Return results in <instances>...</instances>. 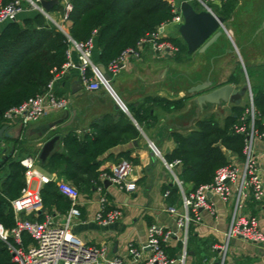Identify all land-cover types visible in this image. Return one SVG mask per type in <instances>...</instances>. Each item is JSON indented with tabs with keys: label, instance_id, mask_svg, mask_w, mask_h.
<instances>
[{
	"label": "crops",
	"instance_id": "1",
	"mask_svg": "<svg viewBox=\"0 0 264 264\" xmlns=\"http://www.w3.org/2000/svg\"><path fill=\"white\" fill-rule=\"evenodd\" d=\"M165 1L169 2L173 8L177 7L182 0ZM235 5V10H237L242 5L241 0L238 2L236 0ZM35 11L21 0V11L15 22L20 23L24 19L32 18ZM212 13L216 15L214 12ZM237 13L230 22L234 21L231 22L234 26L238 24L241 33L239 32L235 36L232 29L224 28L226 31L224 35L233 50L225 51L215 60L214 65L216 66L213 68L220 67L219 70L223 71L220 77L223 80L212 85L209 90L225 84H229L235 89L243 86L242 78L238 77L240 71L237 63L244 66V62H246L253 72L252 75L264 73V32H262V28L258 29L251 25L253 21L250 15ZM46 14L50 21L44 18L49 23L54 26L59 24L60 11H49ZM3 26L4 24H0V31ZM68 26L67 22L65 24L66 33ZM176 28L173 25L164 26L160 37L167 41L168 39H178L183 44ZM220 36L210 47L208 46L209 48L207 47L208 49L206 48L207 50L203 51L204 54L218 44ZM234 38L237 40V45ZM68 51V59L74 67L68 69L52 84L54 95L66 99V107L56 112L47 113L39 120L24 126L17 119L2 121L1 126H6V129L3 132L4 136L0 138V149L3 152L8 151L12 141H17L24 150L30 153L29 155L24 153L22 156H36L41 144L48 137L58 135L59 140L53 153H62V140L67 134L72 133L77 139H80L84 134L89 133L92 124L102 126L100 122L106 116H109L112 124H115L119 120L118 112H120L133 126L137 136L116 144L96 158L95 162L98 163L97 179L90 181L87 189H78L79 216L71 220L72 234L86 246L104 247L106 257L127 259L126 245L140 247L145 242L147 228L150 225H157L164 232L170 233L162 243V247L165 255L175 260L174 264H220L221 252L219 248L224 244L223 235L229 222L231 202H222L216 197L209 196L210 210H200L197 213V220L190 214L192 219L185 228H177L175 217L166 212V208L171 206L175 208L176 213L183 214L181 192L176 186V181L181 183L184 194L189 193V185L182 184L179 180V165L168 170L163 162L174 161L166 162L165 160L175 147L172 134L184 136L192 130L196 120L206 117L207 114H213L212 112L217 107L227 109L228 114L232 105L224 103L219 105L198 104L196 95L188 93L189 88L198 83L190 82L184 87L176 80L170 82V57H158L152 53L148 45H145L140 49L139 58L123 57L121 70L115 76H109V87L125 109L123 110L103 89L85 90L79 81L76 52L73 48H69ZM194 53L190 55L192 56ZM198 53L202 54V52ZM229 55L232 56V59H227L229 62L224 61L223 58ZM90 61L96 67L101 66L98 63L97 48L94 44ZM85 74L87 77L91 76L89 71H86ZM255 75L252 77V84L256 90H261L259 87L261 85L257 80L258 76ZM262 88L264 89V86ZM158 100L168 103L180 101V104L173 108L170 105L159 103ZM242 100L243 98L239 106ZM144 111L148 115H144ZM134 114L141 118L140 123L135 120ZM222 118L218 120L221 121ZM53 122H57V124L45 131L44 134L40 133L44 127L53 124ZM150 144L156 154L152 152ZM252 149L261 170L264 185V139H255ZM121 160L128 161L132 165L129 180L134 184V189L131 192L120 191L109 184L104 185L103 181L99 179L100 171H106L109 166ZM38 165V170L48 174L50 179H62L59 170H49L42 167L43 165H40L39 162ZM98 187L99 191L96 189ZM173 187H176L177 193L168 194L166 198H162V193L165 190L169 192ZM101 197L104 198L105 212L116 210L120 214L117 220L105 226H101L93 219L99 209ZM43 212L50 214L54 222L62 223L66 211L58 213L53 210L50 212L43 210ZM37 215L22 213L19 214V218L25 219L30 216L34 220ZM238 215L242 219L254 218L257 228L264 235V199L258 205L246 201ZM222 264H264V244L244 241L237 237L231 238L226 244Z\"/></svg>",
	"mask_w": 264,
	"mask_h": 264
},
{
	"label": "trees",
	"instance_id": "2",
	"mask_svg": "<svg viewBox=\"0 0 264 264\" xmlns=\"http://www.w3.org/2000/svg\"><path fill=\"white\" fill-rule=\"evenodd\" d=\"M10 0H0L5 5ZM48 1V0H46ZM71 11L67 15V35L49 23L42 14L35 11L30 19L20 23H5L0 31V127L3 113L16 107L26 99L42 92L50 79V71L58 69L66 61L67 37L74 42L91 39L97 48L98 63L105 67L115 60L122 51L135 48L136 43L168 22L172 8L165 0H70ZM223 11L217 16L227 18L228 10L236 0H223ZM192 6L195 2H189ZM193 7V6H192ZM194 8V7H193ZM51 11H60V5H53ZM98 32V34H96ZM176 48L177 55L185 54V47L176 39H168ZM252 94V93H251ZM252 104L256 114L253 128L261 132L264 121V89L256 90ZM159 103L170 107L178 102ZM153 102V100H152ZM245 106H231L221 121L214 114L195 121L194 127L186 135L172 134L175 147L165 158L166 162L177 160L178 175L182 184L189 185V192L211 182L214 172L227 164V158H242L243 133L233 127L243 125L247 129L248 118ZM144 115H148L146 111ZM119 120L112 124L106 116L98 124H92L89 133L77 139L72 133L62 140V153H52L42 166L49 170H59L63 180L78 189H87L89 182L98 176L96 158L118 143L137 136L133 126L118 112ZM140 123L141 118L134 114ZM106 122V124H105ZM29 155L22 145L12 141L8 151L0 149V226L9 230L14 225L9 205L23 188V168L19 161ZM177 193L176 187L168 192ZM42 210L63 213L69 202L56 190L55 184L48 182L38 191ZM26 220L32 218L27 216ZM37 221L42 220L38 214ZM8 243H12L10 239ZM27 235H21L23 246L29 244ZM0 264H15L11 261L5 244L0 241Z\"/></svg>",
	"mask_w": 264,
	"mask_h": 264
},
{
	"label": "built area",
	"instance_id": "3",
	"mask_svg": "<svg viewBox=\"0 0 264 264\" xmlns=\"http://www.w3.org/2000/svg\"><path fill=\"white\" fill-rule=\"evenodd\" d=\"M34 10L50 21L49 17L39 6V0H23ZM70 0H57L61 7L59 24L55 27L65 32L67 15L71 11ZM193 1L201 6L200 10H205L213 14L206 3L223 0H185ZM169 3V2H168ZM170 5V4H169ZM172 8V7H171ZM21 11V0H10L5 5H0V24L15 22ZM182 18L176 7L172 8V17L165 24L156 28L145 38L140 39L135 48L126 49L105 67L108 76H115L122 68V59L130 56L139 58L140 49L148 45L152 53L158 57H172L177 52V48L169 41L160 37L162 28L166 25L177 27L181 24ZM68 47L66 50V61L58 68L50 71V79L45 84L42 92L26 99L16 107H11L2 115V121L17 119L23 126L39 120L43 115L62 110L66 107V99L54 95L52 91L53 82L60 78L74 65L69 61V48L76 52L77 69L79 81L87 91L103 89L112 97L109 83L103 81L98 68L91 64L90 58L93 49L91 39L84 42H74L67 37ZM86 71L90 72V77L86 76ZM248 85L247 80L245 81ZM248 100L245 109V116L248 118L247 129L243 125L234 126L237 133H243L242 158H227V164L215 170L211 182L197 187L194 191L184 194L181 183L176 181V186L181 192V208L183 214L176 213L175 208L167 207L166 212L175 217L177 228L183 229L192 218L197 220V213L200 210H210L208 202L209 196L216 197L222 202H231L229 222L224 232V244L219 248L221 252L222 264L226 244L231 238H240L244 241L264 244V235L257 228L254 218L242 219L239 212L246 201L261 204L264 199V185L261 178V170L258 167L252 149L255 139H264V121L261 123L263 130L256 132L253 122L256 114L252 104V96L248 86ZM247 94V93H246ZM152 152L156 154L155 149ZM23 168L24 186L20 190L16 199L9 202L14 225L11 229L5 230L0 226V241H2L8 251L11 261L15 264H174L175 260L167 257L164 253L162 243L168 238L169 232H164L160 226L150 225L146 230V238L143 245L134 247L126 245V257H106L104 247L86 246L82 244L71 232V220L79 216L78 211V191L63 179L52 180L45 172H40L36 156H26L19 161ZM166 169L171 170L179 165L177 160L170 163L163 162ZM132 172L130 162L121 160L108 167L106 171H100L99 179L106 181L109 185L124 192H131L134 184L129 180ZM55 184L57 192L67 199L69 206L64 214L63 222L56 223L50 214L43 212L39 189L46 183ZM98 191L100 188H96ZM168 196V191L162 193V198ZM36 216L42 215V220L20 219L19 214ZM191 214L192 218L189 216ZM116 210L104 211V198L99 199V209L94 214L93 219L101 226L111 224L119 218ZM28 236L30 242L26 246L21 243V235ZM10 239L12 243H8ZM181 261V260H180Z\"/></svg>",
	"mask_w": 264,
	"mask_h": 264
},
{
	"label": "water",
	"instance_id": "4",
	"mask_svg": "<svg viewBox=\"0 0 264 264\" xmlns=\"http://www.w3.org/2000/svg\"><path fill=\"white\" fill-rule=\"evenodd\" d=\"M57 0H39V6L43 12H49L53 5H57ZM176 11L180 13L182 22L176 28V32L185 47L186 54L193 52H203L208 46L215 42L221 35L226 34L223 27V18L214 14H210L205 10H195L188 1H181L176 7ZM67 35L66 32H63ZM98 34V32H96ZM98 71L102 76L104 82L109 83L110 77L105 73L104 67L98 66ZM209 82H203L189 88L188 93L196 95V102L198 104L219 105L220 103L238 106L241 99L248 91L246 82L238 89L233 88L229 84L222 85L218 88L207 90ZM112 98L116 101L121 109L125 110L120 104L119 100L112 93ZM57 122H53L40 133L44 134L45 131L55 126ZM6 126L0 127V138L4 136ZM59 140L58 135L48 137L40 146L37 152V160L40 165H43L46 159L53 153V149ZM151 146V144H150ZM152 147V146H151ZM153 149V147H152ZM104 185H108L103 181Z\"/></svg>",
	"mask_w": 264,
	"mask_h": 264
},
{
	"label": "rangeland",
	"instance_id": "5",
	"mask_svg": "<svg viewBox=\"0 0 264 264\" xmlns=\"http://www.w3.org/2000/svg\"><path fill=\"white\" fill-rule=\"evenodd\" d=\"M170 1V0H169ZM176 2L178 0H175ZM185 1V0H182ZM190 2V1H189ZM238 2V0H237ZM242 5L235 10L236 3L233 5V8L228 10L227 12V18L223 21V27L232 29L235 36L239 32L241 33V30L238 28V24H235V26L230 22V20H233V17L235 13H238L239 15H244L245 13L247 15H250L252 17L253 23L251 24L254 27H257L258 29L262 28V32H264V0H241ZM207 6L214 12L215 14H221L223 11V6L221 1L206 3ZM195 10H200L201 6L197 3H194L192 5ZM235 10V12H234ZM237 17L235 16V19ZM176 42H179L178 39H176ZM234 42L237 45V40L234 38ZM210 47V46H209ZM208 47V48H209ZM207 48V49H208ZM206 49V50H207ZM232 49L231 44L229 43L228 39L224 34L220 36V39L218 41V44L215 45L210 51L204 54V52L198 53L197 51L194 53V55L190 54H180L177 55V52L174 56L170 57V82L176 80L177 82H180L179 84L186 87L187 85L191 83H203V82H210L209 86L207 87V90H209L212 85L217 84L218 81H222L223 78L220 77L222 74V70H219V68L215 69L213 68L215 64V60L218 59V57L222 54H224L225 51H228ZM233 50V49H232ZM189 55V56H188ZM188 56V57H186ZM234 56V54H233ZM232 56H226L222 57L224 61L231 60ZM235 59V57H233ZM228 59V60H227ZM229 62V61H228ZM238 64V70L240 73H238V77L242 78L241 81L244 85L245 81L247 80L249 91L253 95L256 91L252 84V77L255 75H252V71L250 70L249 65L244 62V66H242L240 63ZM220 78H219V77ZM257 77V80L259 81V84L261 86H264V73H258V75H255ZM218 77V78H217ZM257 81V82H258ZM245 96L243 97V100L241 102V105L245 106L247 104L248 100V92H246ZM217 119H221V117H224L227 114V109H221V107H217L214 109V112H212ZM208 115V114H207ZM206 115V116H207Z\"/></svg>",
	"mask_w": 264,
	"mask_h": 264
},
{
	"label": "bare ground",
	"instance_id": "6",
	"mask_svg": "<svg viewBox=\"0 0 264 264\" xmlns=\"http://www.w3.org/2000/svg\"><path fill=\"white\" fill-rule=\"evenodd\" d=\"M205 106V105H204ZM192 117H194V116H192Z\"/></svg>",
	"mask_w": 264,
	"mask_h": 264
}]
</instances>
